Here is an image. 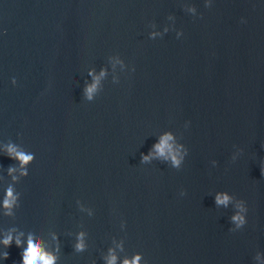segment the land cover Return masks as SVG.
I'll list each match as a JSON object with an SVG mask.
<instances>
[{
  "label": "water",
  "instance_id": "obj_1",
  "mask_svg": "<svg viewBox=\"0 0 264 264\" xmlns=\"http://www.w3.org/2000/svg\"><path fill=\"white\" fill-rule=\"evenodd\" d=\"M32 233L55 264H264V0H0V264Z\"/></svg>",
  "mask_w": 264,
  "mask_h": 264
},
{
  "label": "clouds",
  "instance_id": "obj_2",
  "mask_svg": "<svg viewBox=\"0 0 264 264\" xmlns=\"http://www.w3.org/2000/svg\"><path fill=\"white\" fill-rule=\"evenodd\" d=\"M103 74V73H102ZM96 90V85L93 84L88 87L87 94L89 99L92 98V94ZM173 140V137L169 134L162 138L160 143L155 145L156 152L159 154V156L164 157L165 159L170 158L173 165L176 167H179L181 164V161L183 159V156L180 155V153L176 150H174L173 145L169 143V141ZM8 155L9 157L13 159H17L20 162V166L22 169H25L21 174L24 176H28L29 173L26 170L27 166L34 160L35 154H27L24 151H19L17 148L13 145H9L8 147ZM150 159V156H144V160L147 161ZM9 174L11 175L16 171L15 168H9ZM17 177L13 176V180L15 181ZM17 193L13 186L9 185L6 189V194L3 199V207L7 210L5 212V215H12V209L16 205L17 201ZM230 197L227 194L224 195H218L216 198L217 204H225L229 202ZM242 211H247V209H243L241 206ZM232 220L237 224V227H243L247 223V218L244 215L237 214L232 217ZM4 244L5 248H10L13 243V235L8 234L3 241H0ZM16 246L23 248L22 251V264H55V256L47 253L43 250L40 238L35 234H29V237L27 239V247L24 248L22 241L20 239L15 240ZM83 243H78L76 245L77 251L83 250ZM3 258L8 259L9 258V252L5 251L3 253ZM116 256L113 255L112 258L109 260V264H116ZM139 258L132 261V264H138ZM125 264H128V261H125Z\"/></svg>",
  "mask_w": 264,
  "mask_h": 264
}]
</instances>
